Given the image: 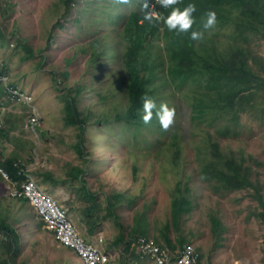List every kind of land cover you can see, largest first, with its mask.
Masks as SVG:
<instances>
[{
    "label": "trees",
    "instance_id": "trees-1",
    "mask_svg": "<svg viewBox=\"0 0 264 264\" xmlns=\"http://www.w3.org/2000/svg\"><path fill=\"white\" fill-rule=\"evenodd\" d=\"M79 1L58 0L53 8L57 19L48 30L43 31L45 46L42 47L34 48L28 38L21 34V28L16 22L9 30V35L14 38L17 51L21 52L20 59H31L39 54V65L43 60H47L49 57L47 50L59 29L64 26L63 21L68 19L72 11H74L75 23L87 13L88 3L81 0L83 6L80 8ZM114 1L111 0L110 3ZM148 3L149 10L160 17V19H154L152 23L143 20L141 0H137L138 6L133 10L125 11L121 8L116 13L112 9L110 14H107L103 4L101 34L97 35L95 32L94 38L75 46L73 55L64 57L61 70H51L52 85L57 91L56 98L62 104V126L72 127L76 131L75 139L67 145L76 153L80 162L66 163L67 174L76 180L79 179L82 183L81 187L85 189L86 175L93 170L91 166L88 168L93 150L86 151V131L90 127L103 128L111 123L137 127L136 129L151 127L153 123H158L155 112L150 124L145 125L142 122V96L146 95L156 102L158 88L163 87L172 91L186 102L191 120L208 118L221 123L226 130L225 134L230 132L229 127L238 126L239 118L246 112L253 92L264 96V57L252 45V40L264 41V0H181V3L174 7L183 10L190 3L196 5L197 11L193 13L195 23L191 30L203 31L204 38L200 41L191 40L190 32L177 35L175 31H169L163 18L170 14L172 8L164 9L156 4L155 0H148ZM11 8L10 1H1L0 15H8ZM208 10L215 11L216 24L213 28L204 30L202 24L205 19L204 14ZM118 19L122 22L121 25L117 24ZM107 23L109 32L106 33L104 29ZM156 37H158V43L154 47L153 40ZM0 38L4 39L2 31H0ZM79 54L86 57L83 75L80 81L69 83L68 66ZM106 61L111 64L107 75ZM98 67L102 69L101 73L97 72ZM5 71L3 68L0 69V73ZM88 71L91 73L90 82L86 76ZM89 94L92 95L91 103L85 104L84 100ZM98 103L101 107L96 105ZM156 104L159 107L160 103L156 102ZM211 141L210 134L205 133L202 142L211 146L214 144ZM168 144L174 148L171 157L176 152L179 153L181 144L178 135L175 136V140L170 139ZM213 146L215 145H212L209 150V168L202 171L204 179L211 183L215 190H218V187L228 192L251 190L248 195L256 202V208L261 210L250 209V215L264 220V199L261 187L252 182L241 159L235 158L233 154L222 156V147L216 145L214 148ZM202 151L206 152L205 149ZM205 157L201 159L204 160ZM27 163L26 160L24 163L18 158L7 157L1 161V167L8 173L10 181L19 184L23 176L19 175L18 171L25 168ZM117 165L119 166V163ZM172 166H175L176 170L179 164L177 166L172 164ZM111 171H117V167L112 166ZM28 172L34 175L39 185L49 186L56 179L51 171L43 166ZM103 177L100 176V181ZM102 184L108 191V194H104L102 201L98 200L95 193L85 189V195L79 196V199L87 202L78 210V221L74 223L84 241L91 243L90 238L93 237L96 228L107 219H112L119 227L115 244L119 241L129 246L139 236L150 238L147 230L142 227L144 225L141 222L143 219L141 212L137 214L138 221L130 232H126L124 226L118 222L116 207L123 206L126 201L129 202L132 195L127 196L124 190L114 188L113 184ZM189 187L186 182L183 185L175 182L169 191L173 196L169 207L176 209L172 215V226L177 231H179L178 223L181 216L186 218L191 208L188 207V210L184 208L189 203ZM16 207L18 212L14 215ZM24 208L29 217L37 219L36 226L41 229L42 220L23 197L0 195V264H36L30 260L29 256H24L25 243L19 229L16 228ZM182 208H184L183 211ZM69 211L66 210L67 214ZM262 223L264 225V221ZM45 231L54 237L53 232L46 229ZM179 234H181L180 231ZM152 238L157 245L168 248L169 264H175L179 251L183 246H187V238L184 235L175 240L171 238L168 221L165 222L164 229L160 230L159 236ZM194 251L198 253L195 248ZM59 254L60 258L54 263L42 262L41 264L72 262V259L68 262L70 254L65 248H59ZM198 257H200L199 253Z\"/></svg>",
    "mask_w": 264,
    "mask_h": 264
},
{
    "label": "rangeland",
    "instance_id": "rangeland-1",
    "mask_svg": "<svg viewBox=\"0 0 264 264\" xmlns=\"http://www.w3.org/2000/svg\"><path fill=\"white\" fill-rule=\"evenodd\" d=\"M1 1L3 0H0V3ZM4 1H10L12 8L8 15H0V31L4 36V39L0 38V69L6 70L10 82L20 91L31 95V104L43 118L35 133L26 131L23 124L32 108L22 102L4 103L2 118L4 128L9 127L21 134L20 157L29 162L33 161L38 153L36 146L39 128L58 131L66 143L75 139V129L62 126V104L56 98L57 91L52 85L51 70H61L64 57H71L75 46L94 38L95 32L97 35L101 34L103 4L107 14H110L112 9L116 13L121 8L125 11L133 10L138 4L137 0H131L129 5H121L115 1L110 3L111 0H85V3H88L87 13L80 17L77 23L73 21L74 11L69 14L47 50L48 59L39 65V54L31 59H20L21 52L17 51L16 42L9 35V30L17 22L21 34L28 38L34 48L45 46L43 31L48 30L57 19L53 8L58 0ZM78 5L82 8L81 0ZM121 23L118 19L117 24ZM104 30L106 33L109 32L108 23L105 24ZM153 41L156 47L158 37ZM252 45L264 57V41L252 40ZM85 59V56L79 54L70 63L69 83L80 81L85 69ZM110 67V62L106 61V75ZM101 71L102 69L98 67L97 72ZM86 76L90 82L89 71ZM156 94V102L166 103L175 109L174 123L168 131H163L159 123L139 129L111 123L103 128L90 127L86 131V151L93 150L88 162V168L91 166L93 170L86 175L91 192L95 193L100 201L104 194H108L99 179L103 175L108 184L124 190L127 196L132 195L129 202L126 201L123 206L116 207L118 222L124 226L126 232L135 228L139 212L143 214L142 227L147 230L152 240V237L159 236L160 230L164 229V224L168 221L171 238L175 240L184 235L187 238V245H191L200 254L202 264H264V226L259 218L250 215V209L257 207L256 202L248 195L251 190L228 192L220 187L215 190V187L204 179L202 173L203 169L207 170L210 165V147L221 146L222 156L233 154L235 158L243 161L252 182L261 187L264 199V96L257 92L251 94L247 110L240 116L238 126L229 127L230 132L227 135L221 123L208 118L191 120L186 102L172 91L162 87L158 88ZM91 100L92 95L89 94L84 103H91ZM96 105L101 107L99 103ZM175 133L179 136L181 146L179 153L176 152L171 157L174 148L168 142L170 139L175 140L177 136ZM205 133L210 134L211 142L214 143L211 146L202 142ZM7 135L9 138L12 136L6 132V137L0 140L9 139ZM215 146L213 147L216 148ZM203 149L206 152H203ZM63 152L61 156L63 162L67 160L72 163L80 162L76 153L68 147H63ZM203 156H206L204 160L201 159ZM172 164L176 166L179 164V167L175 170ZM48 165L46 162L44 167L47 168ZM37 166L35 167L38 168ZM112 166L117 167V171L112 172ZM36 168H32L31 172ZM175 182L182 185L186 182L190 186L189 203L184 208L187 210L188 207L191 208L186 218L181 216L178 223L181 234L172 226V215L176 209L169 207L173 201L169 191ZM41 185L47 188L46 184ZM6 188L5 180L0 177V195L6 196ZM128 188L130 189L127 190ZM52 196L63 206L60 203L61 198L53 194ZM82 206L81 203H70L69 213L76 223L78 210ZM17 212L18 207L14 209L13 214L17 215ZM36 223L37 219L29 217L24 208L19 223H16V228L19 229L25 243L24 256H29L36 264L54 263L60 258L59 248L66 250L69 248L60 246L53 236L48 235L44 227L38 229ZM118 229L112 219L102 221L93 235L97 240L96 244L102 245V239L116 233ZM99 239L102 240L101 243ZM68 262H71L70 257ZM72 262L83 264L76 256H73Z\"/></svg>",
    "mask_w": 264,
    "mask_h": 264
},
{
    "label": "built area",
    "instance_id": "built-area-1",
    "mask_svg": "<svg viewBox=\"0 0 264 264\" xmlns=\"http://www.w3.org/2000/svg\"><path fill=\"white\" fill-rule=\"evenodd\" d=\"M0 85L2 96L0 98V112L3 102H22L31 106V96L21 92L9 83L7 74H0ZM34 113L28 117L25 127L33 129L40 122V116L33 109ZM2 124L0 113V126ZM1 176L8 181L6 192L10 197H23L34 213L42 220L43 227L53 232L55 240L62 246L69 248L83 264H107L108 256L96 244L87 243L82 238L80 231L74 221L69 217L61 205L44 190L27 171V168L20 169L19 175L23 179L19 184L9 180L7 172L0 165ZM135 234V232H133ZM101 239L99 242L101 243ZM137 251L142 256L149 257L154 264H169L170 252L168 248L161 247L154 243L151 238L139 236L133 242ZM175 264H202L200 257L191 245L183 246L179 251Z\"/></svg>",
    "mask_w": 264,
    "mask_h": 264
},
{
    "label": "crops",
    "instance_id": "crops-1",
    "mask_svg": "<svg viewBox=\"0 0 264 264\" xmlns=\"http://www.w3.org/2000/svg\"><path fill=\"white\" fill-rule=\"evenodd\" d=\"M35 111L37 112L36 109ZM1 117L3 118V113L1 114ZM39 124H37V126H35L34 129H29L24 126L25 125V122H24L23 129L26 131L35 133V129L39 126ZM1 129L3 130V132L2 130L0 131V139L6 137V132L12 134L10 138L14 137L11 140L9 136L7 135L9 139H6V140L4 139L3 141L0 140L1 160H4L7 157H15V158H18L19 161L21 160L22 162L25 163V160L20 157L21 156L20 155L21 134L16 132L13 129H10L9 127L4 128V125H2ZM37 130L39 131L38 143L36 146L38 153L36 154V158L33 161L28 162L29 164L28 163L25 164L27 171L29 170L31 171L32 168H36L35 166L37 165H38L37 167L39 166L44 167V164L46 162L49 163V165L47 166V169H49L51 173L54 175V177L56 178L55 182L52 181L53 183H50L49 186H47L46 184L47 188H45L42 185L40 186L44 188L45 191L47 192L49 191L48 193L50 195L53 194L55 197L58 196L59 198H61L63 202V203L60 202L63 205L62 207L68 211L70 210V203H73V202L75 204L81 203L84 206V204L87 201L83 199L82 200L79 199V196L82 197L83 195H85V192H86L85 190H87L88 192L89 191L91 192L92 189L88 185L87 178H86V189H85L84 187H81L82 183L79 179L76 180L75 178L70 177L67 174L66 163H72V162L68 160L63 162L61 158L62 154L64 153L63 147L65 146L68 147L67 143L61 138L60 133L58 131L53 132V130L50 128L49 129L39 128ZM7 147H8V150H7ZM102 183L108 184L107 180H104V178L102 179ZM68 215L71 216V219L73 220L71 213H69ZM78 217L79 216H77L76 218ZM259 219H260L261 224L263 225L262 222L264 220L261 218ZM117 233H118V230L116 231V233L110 234L108 235V237H104L102 239L103 240L102 245L96 244L97 240L95 239L94 236L90 238L91 243L96 244L105 254H107L108 256L107 264H154L153 261L149 257L142 256L141 254H139V252L137 251L133 243L129 244V246H125L123 242L118 241L117 242L118 244H115L114 243L116 241L115 236ZM68 253L70 254L69 257L73 259V255L75 256V254L70 249L68 250Z\"/></svg>",
    "mask_w": 264,
    "mask_h": 264
},
{
    "label": "clouds",
    "instance_id": "clouds-1",
    "mask_svg": "<svg viewBox=\"0 0 264 264\" xmlns=\"http://www.w3.org/2000/svg\"><path fill=\"white\" fill-rule=\"evenodd\" d=\"M130 2H131V0H115V3L124 4V5H129ZM155 3L164 9L172 8V11L170 12V14L166 18H163V22L169 31H175L177 35L190 32V39L193 41H200L204 38L203 31H192L191 30L193 24L195 23V20L193 18V13H195L197 11L195 4L190 3L187 6H185L183 8V10H181L180 8L174 7L175 5H178L179 3H181V0H155ZM140 7H141V11L144 13V15H143L144 21H148L149 23H152L154 19H160L159 15L157 13L149 10L148 0H141ZM204 16H205V19L203 20V24H202L203 29L208 30V29L213 28L216 24V13H215V11L208 10L204 14ZM2 73H5V72H2ZM2 73H0V74H2ZM9 83H10V85H12L10 80H9ZM12 86L17 88L14 85H12ZM0 90H1V85H0ZM21 92H23V91H21ZM0 95L2 96V90H1ZM141 99H142V115H141L142 122L145 125L150 124L152 119H153V113L155 112V117H156L161 129L163 131H168V129L174 123L175 109L170 108L166 103H163V102L160 103L159 107H157L156 102L152 98H150L146 95L142 96ZM4 103L5 102H3V104L1 105V107H2L1 112H0L1 114L3 113ZM8 103H10V102H8ZM28 107L32 108L30 110V115L28 116V117H30L31 115H33V113H34L33 109L35 110V108L32 104H31V106H28ZM39 116H40V119L42 120V117L40 114H39ZM28 117H27V119H28ZM27 119H26V121H27ZM1 120H2V124L0 126V131L2 130L1 128L3 125L2 117H1ZM41 120H40V122H41ZM26 121H25V123H26ZM39 123H37V124H39ZM37 124L35 126H37ZM35 126H34V128H35ZM1 161L2 160H1V156H0V165H1ZM15 165H17V163H15ZM0 177L3 178L1 176V174H0ZM201 179H203V177H201ZM3 180H5V179L3 178ZM5 182H6V186H7L8 181L5 180ZM6 195H8L7 192H6Z\"/></svg>",
    "mask_w": 264,
    "mask_h": 264
}]
</instances>
